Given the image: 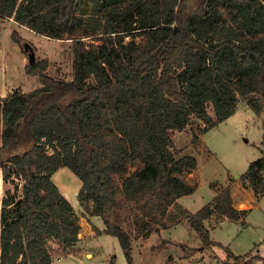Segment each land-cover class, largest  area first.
<instances>
[{
  "label": "trees",
  "instance_id": "1",
  "mask_svg": "<svg viewBox=\"0 0 264 264\" xmlns=\"http://www.w3.org/2000/svg\"><path fill=\"white\" fill-rule=\"evenodd\" d=\"M78 6L0 0V19L73 42L70 81L53 79L47 60L37 59L24 71L41 86L0 98V173L22 182L20 197L0 198V264H52L78 242L79 216L52 182L63 167L80 180L79 202L102 219L96 233L116 237L127 264L124 209L143 239L175 221L172 207L205 246L210 217L242 225L249 210L233 207L229 185L195 213L177 205L196 191L187 174L197 160L177 158L172 135L196 121L202 134L217 127L239 97L256 115L264 110V0H102L101 31L88 43ZM11 37L19 45L17 33ZM261 146L239 177L256 201L264 194V135Z\"/></svg>",
  "mask_w": 264,
  "mask_h": 264
},
{
  "label": "rangeland",
  "instance_id": "2",
  "mask_svg": "<svg viewBox=\"0 0 264 264\" xmlns=\"http://www.w3.org/2000/svg\"><path fill=\"white\" fill-rule=\"evenodd\" d=\"M101 2L102 0H78L79 6L76 11L85 21L86 35L90 36L84 38L86 43L93 42L92 34L101 31L99 23L102 20V13L98 10ZM93 24H95L94 29L91 27ZM14 32L20 38L19 45L12 40L11 35ZM23 43H29L35 48V60H47L49 66L47 74L50 77L65 81L72 79V40H53L39 34L36 35L26 27L17 24L12 18H2L0 19V98L17 91L31 92L41 86L37 77L27 76L24 71L25 65L28 64V54L22 49ZM208 114L212 115L210 108ZM202 128L203 124L196 121L186 127L183 132L172 135L174 153L177 158L191 155L199 161V166L187 174V180L192 184H197V191L181 201L182 206L188 208L186 211L190 213H195L205 206L214 196V190L217 195L225 185L237 182L234 177L245 173L250 163L261 157L264 110L256 115L246 105L244 99L239 97L235 114L206 133H201ZM196 135L198 139L194 140ZM52 182L79 216L81 226L78 242L69 249L67 256H61L59 261L54 260L52 264H108L111 257H115V264H127L116 237L97 235L96 238H91L89 226L93 227L91 217L94 216L77 198V191L80 187L79 178L73 175L68 168L63 167L53 174ZM21 183L15 178L5 181L0 173V198H5L6 191L20 197V187H18L19 191H16L15 187L20 186ZM210 183L213 184L209 185ZM237 184L242 189H249L239 179ZM249 197L248 193L239 192L238 199L244 200L245 207H248ZM249 204L253 205L252 201ZM259 206L261 207L256 206L250 210L242 225L224 220L217 228L212 229L217 219L214 216L210 217L205 226L209 227V236L213 242L210 241L211 243L206 246L189 228L187 218L173 207L170 208V214H176L178 217L174 222L167 223L169 228L177 225V228L170 233L173 240L160 239L151 242L153 240L151 239L148 243L138 233V228L132 224L133 212L129 209H124L121 228L130 236L131 257L134 256L133 264L134 259L137 264H243L244 258L253 255L264 258V196ZM87 208L90 210L91 203L87 205ZM85 218L88 219L89 225L83 220ZM101 221L99 217L97 220L94 219L93 223L100 226ZM92 231L97 234L95 228ZM176 240L179 242H175ZM226 249L236 257L246 256L236 261L229 258ZM160 250L165 251L159 255ZM87 254L90 256L87 257ZM254 264L264 263L254 262Z\"/></svg>",
  "mask_w": 264,
  "mask_h": 264
},
{
  "label": "crops",
  "instance_id": "3",
  "mask_svg": "<svg viewBox=\"0 0 264 264\" xmlns=\"http://www.w3.org/2000/svg\"><path fill=\"white\" fill-rule=\"evenodd\" d=\"M197 166H199V161H197ZM241 175V174H240ZM239 177L240 176H235L234 177V179L238 182V179H239ZM237 182H235V183H233V184H231V185H229L230 186V189H231V195H232V200H233V207H235L237 210H241V209H247V210H249V212H250V210H252L253 208H255L256 206H257V208L258 207H261V206H259V203H261L262 202V198H263V196H264V194L262 195V197L261 198H259V201H256L255 200V198H254V194H253V191L249 188V189H242L241 187H239V185L237 184ZM211 184H213V183H210L209 185H211ZM235 184V185H234ZM236 184H237V186H236ZM226 186V185H225ZM198 187V186H197ZM242 190H244V191H242ZM197 191V190H196ZM195 191V192H196ZM251 191V192H250ZM194 192V193H195ZM213 192H215V193H213L214 194V196L210 199V201L208 202V203H210L211 201H212V199L216 196V191L214 190ZM239 192L241 193H243V192H245V194H249L250 195V200H249V203L252 201V204L253 205H250L249 203H247L248 204V207H245L244 205H243V202H244V200L243 199H241V200H239L238 199V195H239ZM193 194V193H192ZM192 194H190V195H192ZM186 196H188V195H186ZM186 196H184V197H181V198H179L178 200H177V205L178 206H180L181 208H183V209H185V210H187L188 208H185L184 206H182V204H181V201H182V199H184ZM252 197V198H251ZM252 199V200H251ZM207 203V204H208ZM204 207V206H203ZM252 207V208H251ZM202 208V207H201ZM197 212V211H196ZM97 218L99 219V217H91V222H92V226L93 227H90L89 226V229H90V232H91V238H96L97 237V235H106V234H104V233H101V234H95L94 233V231H92V229L93 228H95V229H99L100 231H103L104 229H103V223H102V221H101V225L99 226L98 224H94L93 223V220L95 219V220H97ZM81 220H82V218H81ZM83 220H85L87 223H88V219L87 218H85V219H83ZM208 220H210V219H208ZM207 220V221H208ZM225 220H227V219H225ZM224 221V220H223ZM222 221V222H223ZM79 222H80V220H79ZM222 222H220V223H222ZM205 223H206V221H205ZM220 223H218V224H216V222L214 223V228H212V229H215V228H217L218 227V225L220 224ZM80 224V223H79ZM88 225H89V223H88ZM206 225V224H205ZM188 226V225H187ZM81 227V226H80ZM207 227V226H206ZM169 228V227H168ZM168 228H166V229H161V230H159V232L158 233H152L148 238H146V241L148 242V243H150V241H151V239H153L151 242H155V241H159L160 239H162V240H167V241H169V240H173L172 239V237L170 236V233H171V231H173V230H175L176 228H177V225H175V226H173L172 228H169V230H168ZM193 232H194V230L191 228V227H189ZM208 228V230H209V232H210V229H209V227H207ZM195 233V232H194ZM93 234V235H92ZM209 238H210V236H209ZM210 241H212L211 239H210ZM175 242H179V241H175ZM213 242V241H212ZM221 246V245H220ZM163 251H165V250H160L158 253H159V255L160 254H162L163 253ZM133 253V252H132ZM157 253V254H158ZM90 255H88L87 254V257H89ZM134 257V256H133ZM133 257H132V260H133ZM140 257V256H139ZM143 259V258H142ZM134 261L136 262V260L134 259ZM134 262V264H137V263H135Z\"/></svg>",
  "mask_w": 264,
  "mask_h": 264
},
{
  "label": "water",
  "instance_id": "4",
  "mask_svg": "<svg viewBox=\"0 0 264 264\" xmlns=\"http://www.w3.org/2000/svg\"><path fill=\"white\" fill-rule=\"evenodd\" d=\"M23 46H24L26 53L28 54L27 55L28 63L33 64L35 62V59H36L34 48H32L28 43H24Z\"/></svg>",
  "mask_w": 264,
  "mask_h": 264
},
{
  "label": "built area",
  "instance_id": "5",
  "mask_svg": "<svg viewBox=\"0 0 264 264\" xmlns=\"http://www.w3.org/2000/svg\"><path fill=\"white\" fill-rule=\"evenodd\" d=\"M57 261H59V259Z\"/></svg>",
  "mask_w": 264,
  "mask_h": 264
}]
</instances>
